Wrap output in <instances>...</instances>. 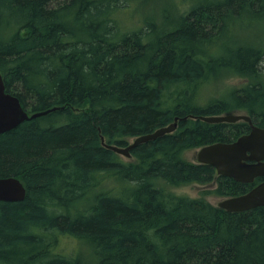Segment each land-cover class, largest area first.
Instances as JSON below:
<instances>
[{"label":"trees","instance_id":"1","mask_svg":"<svg viewBox=\"0 0 264 264\" xmlns=\"http://www.w3.org/2000/svg\"><path fill=\"white\" fill-rule=\"evenodd\" d=\"M130 1L0 0L5 91L28 114L62 108L0 134V178L26 189L0 202V264L90 263L79 248L60 253L62 238L90 264H264V207L230 213L206 200L257 181L185 158L249 131L193 116L244 112L264 128V44L226 35L245 15L260 20L264 0H200L164 28L124 33L113 14ZM229 78L243 82L205 100L204 86ZM176 117L126 161L101 143L125 147ZM189 185L205 189L174 192Z\"/></svg>","mask_w":264,"mask_h":264},{"label":"water","instance_id":"2","mask_svg":"<svg viewBox=\"0 0 264 264\" xmlns=\"http://www.w3.org/2000/svg\"><path fill=\"white\" fill-rule=\"evenodd\" d=\"M59 109L62 108L55 106L45 111L28 114L17 97L5 91L0 73V134L16 128L24 121L45 116ZM191 118L206 123L247 122L250 126L248 134L242 135L230 143L218 142L198 149L196 162L210 165L215 169L217 175L230 178L238 183L247 184L252 183L256 178H264V129L255 126L248 115L225 113ZM179 119L176 117L174 122L168 126L134 138L125 147L106 144L103 137H101V143L106 149L129 159L131 150L138 145L172 133L176 129ZM25 195L26 189L20 180L15 177L0 178V202H21ZM216 206L230 213L246 212L264 207V181L242 195L220 200Z\"/></svg>","mask_w":264,"mask_h":264},{"label":"rangeland","instance_id":"3","mask_svg":"<svg viewBox=\"0 0 264 264\" xmlns=\"http://www.w3.org/2000/svg\"><path fill=\"white\" fill-rule=\"evenodd\" d=\"M200 3V0H131L127 5H123V8L117 10L113 15L114 20L117 22L121 32L129 33L133 31H138L146 26V21H152L156 25H160L162 28L170 24L172 21L177 20V13L183 14L189 11L193 4ZM235 30H229L226 35L232 37L234 41L238 44H264V15L260 20H251L248 16H244L241 20L237 21V24L233 26ZM231 33V35H230ZM228 38V39H229ZM231 39V38H230ZM261 41V42H259ZM235 43V42H233ZM228 45H232L229 44ZM223 53V51H221ZM243 82L242 79H219L214 81L210 85L204 86L201 90L205 100L212 97L222 96L229 88L239 86ZM200 92V93H201ZM199 93V94H200ZM204 102V100H203ZM244 114V112H237ZM133 139H129V143ZM198 149L191 150L185 153V158L191 162L196 161V152ZM123 160H128V158L122 157ZM205 189V187L197 185H189L174 189L179 195H186L189 197H198L200 192ZM220 198L214 195H207L206 200L212 205H216ZM59 246L57 250L65 255H71L81 252L84 257V262L94 263V259L84 252V248L77 241L62 238L59 241ZM89 263V264H90Z\"/></svg>","mask_w":264,"mask_h":264},{"label":"flooded vegetation","instance_id":"4","mask_svg":"<svg viewBox=\"0 0 264 264\" xmlns=\"http://www.w3.org/2000/svg\"><path fill=\"white\" fill-rule=\"evenodd\" d=\"M248 126H249V124H248ZM260 128V127H259ZM264 129V128H263ZM250 132V126H249V131L247 132V133H245V134H248ZM245 134H242V135H245ZM241 135V136H242ZM257 181V183L254 185V186H252V188L253 187H255L256 185H258L259 183H261V182H263L264 181V178H256L252 183H247V184H254V182H256ZM244 184V183H243ZM251 188V189H252ZM250 189V190H251Z\"/></svg>","mask_w":264,"mask_h":264},{"label":"bare ground","instance_id":"5","mask_svg":"<svg viewBox=\"0 0 264 264\" xmlns=\"http://www.w3.org/2000/svg\"><path fill=\"white\" fill-rule=\"evenodd\" d=\"M168 199V198H167ZM167 201V200H166Z\"/></svg>","mask_w":264,"mask_h":264}]
</instances>
